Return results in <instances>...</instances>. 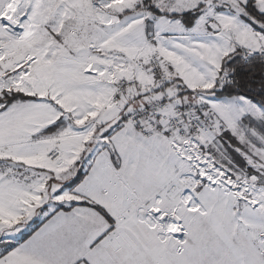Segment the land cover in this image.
<instances>
[{"label":"snow or ice","instance_id":"snow-or-ice-1","mask_svg":"<svg viewBox=\"0 0 264 264\" xmlns=\"http://www.w3.org/2000/svg\"><path fill=\"white\" fill-rule=\"evenodd\" d=\"M0 264H264V0H0Z\"/></svg>","mask_w":264,"mask_h":264}]
</instances>
